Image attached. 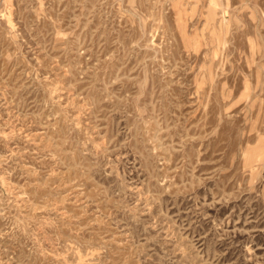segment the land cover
Masks as SVG:
<instances>
[{
    "label": "rangeland",
    "instance_id": "1",
    "mask_svg": "<svg viewBox=\"0 0 264 264\" xmlns=\"http://www.w3.org/2000/svg\"><path fill=\"white\" fill-rule=\"evenodd\" d=\"M0 264H264V0H0Z\"/></svg>",
    "mask_w": 264,
    "mask_h": 264
}]
</instances>
